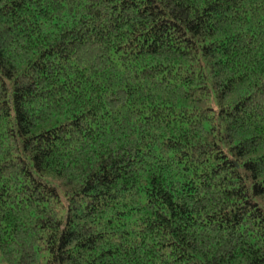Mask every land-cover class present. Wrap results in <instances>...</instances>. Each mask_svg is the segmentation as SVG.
<instances>
[{
	"label": "trees",
	"instance_id": "1",
	"mask_svg": "<svg viewBox=\"0 0 264 264\" xmlns=\"http://www.w3.org/2000/svg\"><path fill=\"white\" fill-rule=\"evenodd\" d=\"M5 264H264V0H0Z\"/></svg>",
	"mask_w": 264,
	"mask_h": 264
},
{
	"label": "rangeland",
	"instance_id": "2",
	"mask_svg": "<svg viewBox=\"0 0 264 264\" xmlns=\"http://www.w3.org/2000/svg\"><path fill=\"white\" fill-rule=\"evenodd\" d=\"M0 264H5L0 256Z\"/></svg>",
	"mask_w": 264,
	"mask_h": 264
}]
</instances>
